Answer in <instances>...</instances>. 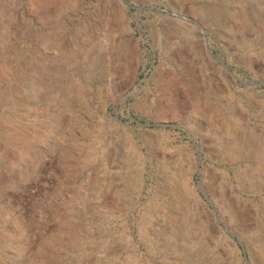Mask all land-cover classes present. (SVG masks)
I'll return each mask as SVG.
<instances>
[{"label": "rangeland", "instance_id": "374dc122", "mask_svg": "<svg viewBox=\"0 0 264 264\" xmlns=\"http://www.w3.org/2000/svg\"><path fill=\"white\" fill-rule=\"evenodd\" d=\"M0 67V264H264V0H0Z\"/></svg>", "mask_w": 264, "mask_h": 264}, {"label": "bare ground", "instance_id": "6f19581e", "mask_svg": "<svg viewBox=\"0 0 264 264\" xmlns=\"http://www.w3.org/2000/svg\"><path fill=\"white\" fill-rule=\"evenodd\" d=\"M23 56V55H22ZM0 69H1V67H0ZM7 73V72H6ZM47 91V90H46Z\"/></svg>", "mask_w": 264, "mask_h": 264}, {"label": "water", "instance_id": "95a60500", "mask_svg": "<svg viewBox=\"0 0 264 264\" xmlns=\"http://www.w3.org/2000/svg\"><path fill=\"white\" fill-rule=\"evenodd\" d=\"M226 69L228 70V68L226 67Z\"/></svg>", "mask_w": 264, "mask_h": 264}]
</instances>
